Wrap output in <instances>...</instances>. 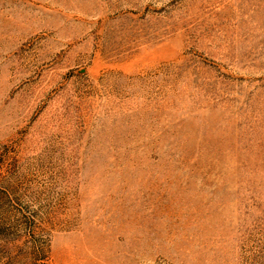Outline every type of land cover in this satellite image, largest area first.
<instances>
[{"label": "rangeland", "instance_id": "rangeland-1", "mask_svg": "<svg viewBox=\"0 0 264 264\" xmlns=\"http://www.w3.org/2000/svg\"><path fill=\"white\" fill-rule=\"evenodd\" d=\"M0 264H264V0H0Z\"/></svg>", "mask_w": 264, "mask_h": 264}]
</instances>
